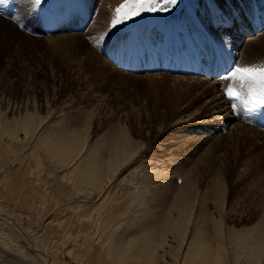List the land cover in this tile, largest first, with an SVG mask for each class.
Returning <instances> with one entry per match:
<instances>
[{"label": "rangeland", "instance_id": "374dc122", "mask_svg": "<svg viewBox=\"0 0 264 264\" xmlns=\"http://www.w3.org/2000/svg\"><path fill=\"white\" fill-rule=\"evenodd\" d=\"M123 2L0 0V118L29 112L40 120L32 138L19 132L14 151H0V264H95L81 253L82 233L111 221L102 225L105 239L111 226L149 223L186 186L188 225L213 234L220 220L230 264L226 232L264 227V107L248 111L225 93L235 65L264 64V0H176L167 11L159 0L157 11L113 27ZM254 15L263 17L256 30L237 24L235 34L236 23L226 25ZM219 53L222 72L195 69L198 58ZM62 127L96 148L90 157L107 153L120 132L134 154L100 193L72 188L39 146ZM130 191L144 202H129Z\"/></svg>", "mask_w": 264, "mask_h": 264}, {"label": "bare ground", "instance_id": "6f19581e", "mask_svg": "<svg viewBox=\"0 0 264 264\" xmlns=\"http://www.w3.org/2000/svg\"><path fill=\"white\" fill-rule=\"evenodd\" d=\"M230 12L232 14H238V12L231 11V8ZM219 17L225 18L222 16ZM245 18L248 19L247 15H245ZM229 19L231 20L229 23H236L233 32H235L237 24H239V30L241 29V31L244 28H247L248 31H253L263 23V17L258 19L257 15H254L246 23L241 17H230ZM214 23L216 26L219 25L218 20H215ZM229 23H226V25ZM251 27L253 28L251 29ZM247 29L244 31H247ZM239 30L236 29L237 33L240 32ZM237 33L235 32V34ZM231 36H235L234 33H231ZM213 57L214 59L211 61L208 60V56H205L203 60L198 58L195 62V69L197 71H206V73L209 71L214 73L224 64V57L220 53ZM38 118L29 112H25L22 116L12 118L11 120H2L0 118V134L5 135L6 139H0V151L2 153L7 150L10 152L11 145L9 142L14 143L18 140L17 134L19 132H21L22 140L25 142L32 138L37 133L36 129L40 125ZM74 130L73 128L65 129L62 127V129L60 128V130L53 131L52 133L46 131L42 135V140L46 139L48 143L39 146L51 158L50 161L52 160L53 166L64 171L62 179L68 181L72 188L76 186H91V190L100 193L103 184L109 180V177H113V174L119 170V166L134 154L132 152L130 138L121 132L116 133L113 138L111 137L112 143L105 146L107 153L101 150L95 157H90V154L86 155L87 152L89 150H96V148L93 146L85 147V139ZM11 151L13 152L14 150ZM34 157H36V162L40 161L37 159L36 154ZM215 189L216 193L218 192L220 194L221 185L215 186ZM190 191L189 186L183 188L177 196L170 199L169 208H167L168 206L166 207L168 211L166 212L165 209V212L161 216H155L149 223L148 221L136 218V221H128L127 223L130 222L131 224L127 225L126 223L127 226L124 225L118 228L111 226L109 230L110 234H107L105 239H102V225L107 224L109 226L111 225V221L95 223L94 232L82 233L81 237L79 236L83 241L81 253L86 257L89 256L87 260L89 262L94 261L92 263L95 264H230L226 246L222 240V236L220 237L219 230L216 229L217 226H220L218 224L220 220L219 222L213 220V234L207 233L206 227H202L200 224L193 223L190 226L188 225L192 207V202L188 200V196L193 190L191 193ZM190 199H192V195ZM127 200L129 202L133 200L135 205L144 202V200L142 201V199L134 196L131 191L129 192ZM216 200L218 199L216 198ZM173 211L175 215H172ZM86 216L88 217L86 220L89 222V226L92 227V212ZM96 225L99 226L98 228L101 231L97 230ZM125 226L126 229H124ZM196 226L201 230H198ZM225 235L227 236V241L231 245L233 244L232 246L234 248L232 252V264H264V227L260 226L258 229H254V227L252 229L249 228L245 233H235L229 229ZM14 236L16 235H13L12 238ZM166 236H169L168 240ZM68 239L70 238L68 237ZM11 243L13 244L14 241ZM17 247H19L18 243ZM1 257H3L2 254ZM7 257L10 256L7 255ZM165 257H167V261ZM16 263L19 264L17 261ZM51 264L63 263L52 259Z\"/></svg>", "mask_w": 264, "mask_h": 264}, {"label": "snow or ice", "instance_id": "6c2138e0", "mask_svg": "<svg viewBox=\"0 0 264 264\" xmlns=\"http://www.w3.org/2000/svg\"><path fill=\"white\" fill-rule=\"evenodd\" d=\"M41 0H35L39 4ZM159 0H124L114 11L112 26L139 16L143 11H157ZM175 4L176 0H166V3L159 8L160 11H167V4ZM226 79L232 80V84L225 89L226 96L236 101L244 109L251 111L264 107V64L261 65H235L229 72ZM234 108L236 103L232 105Z\"/></svg>", "mask_w": 264, "mask_h": 264}]
</instances>
